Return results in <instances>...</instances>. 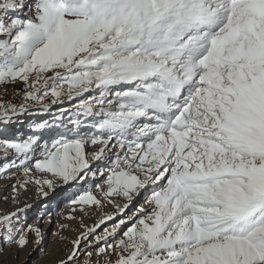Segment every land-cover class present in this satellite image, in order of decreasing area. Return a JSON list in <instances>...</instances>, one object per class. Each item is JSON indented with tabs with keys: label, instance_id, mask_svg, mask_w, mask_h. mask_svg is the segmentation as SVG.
Segmentation results:
<instances>
[{
	"label": "snow or ice",
	"instance_id": "snow-or-ice-1",
	"mask_svg": "<svg viewBox=\"0 0 264 264\" xmlns=\"http://www.w3.org/2000/svg\"><path fill=\"white\" fill-rule=\"evenodd\" d=\"M0 86V264L42 251L24 192L85 185L55 264H264V0H0Z\"/></svg>",
	"mask_w": 264,
	"mask_h": 264
},
{
	"label": "rangeland",
	"instance_id": "rangeland-1",
	"mask_svg": "<svg viewBox=\"0 0 264 264\" xmlns=\"http://www.w3.org/2000/svg\"><path fill=\"white\" fill-rule=\"evenodd\" d=\"M16 91L17 89H13L11 87L5 90L2 86H0V100L19 103L20 97L15 94ZM59 107H63L68 111L74 110L73 104L67 102ZM59 107L57 105H52L50 107V111L43 114H41L38 108L34 107L32 109L33 114L21 117V121L23 123H17L13 127L15 129H19L21 133H24L27 131V125L29 122L40 123L47 120L51 123L54 121V118L60 117ZM64 119H67V116H65ZM17 175H19V173H17ZM10 182L12 181H10L8 176L0 174V193L5 191V185ZM86 190H89L87 185L80 189L58 188L56 194H50L47 199L38 197L31 188L24 192L20 196L21 206L25 203L31 206L27 212V222L29 224H33L38 218H42L39 227L44 234L43 248L42 251L40 249L33 251L35 246L30 244L29 248L26 249L25 252L19 254V260H11L9 254L5 253V257L9 259V264H20V260H24L25 257H29L27 264H55V261L59 257L63 256L64 251L66 250L65 245L70 247V241L74 239L79 232L86 230L88 227L94 226L101 215L99 212L90 214L89 216L84 217L82 224L79 213H77V219L75 221L62 219L63 216H66L69 213L71 200L78 197ZM12 207V205L0 204V211H4ZM105 211L112 212L113 209L106 208ZM60 224H67L68 227L61 230L58 227ZM102 230L103 226L101 229H98V232H101ZM58 231L61 232V235L67 239L61 241L58 237L53 235ZM12 255H14V253H12Z\"/></svg>",
	"mask_w": 264,
	"mask_h": 264
}]
</instances>
